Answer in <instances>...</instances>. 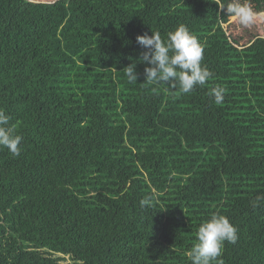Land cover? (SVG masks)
Returning <instances> with one entry per match:
<instances>
[{"label":"trees","instance_id":"1","mask_svg":"<svg viewBox=\"0 0 264 264\" xmlns=\"http://www.w3.org/2000/svg\"><path fill=\"white\" fill-rule=\"evenodd\" d=\"M228 22L216 0H0V110L22 137L0 147V264H191L212 213L238 230L223 264H264V37ZM179 25L212 73L187 94L146 82L136 39Z\"/></svg>","mask_w":264,"mask_h":264},{"label":"clouds","instance_id":"2","mask_svg":"<svg viewBox=\"0 0 264 264\" xmlns=\"http://www.w3.org/2000/svg\"><path fill=\"white\" fill-rule=\"evenodd\" d=\"M216 4L222 10L226 8L228 17L245 28L251 27L258 20H264V12L255 10L250 0H228L226 4L222 0H216ZM136 39L146 49L142 53L141 62L150 65L144 70L147 83L178 86L182 93L187 94L197 85H204L212 75L207 66L202 65L203 48L200 42L184 25L168 32L166 39H162L160 33L153 30L151 35H139ZM123 72L129 84L137 82L136 62L125 67ZM211 93L216 104L223 102V87H214ZM21 140L22 137L9 125L8 115L0 110V147L6 148L13 156H18ZM256 199H264V196ZM148 202L145 199L141 204L143 206ZM237 231L227 216L212 213L199 225L196 242L187 253L191 264H223L218 258L222 255L225 242H237Z\"/></svg>","mask_w":264,"mask_h":264},{"label":"rangeland","instance_id":"3","mask_svg":"<svg viewBox=\"0 0 264 264\" xmlns=\"http://www.w3.org/2000/svg\"><path fill=\"white\" fill-rule=\"evenodd\" d=\"M37 2L55 1V0H33ZM224 2V0H223ZM252 7L259 11L264 12V0H250ZM227 33L231 36L232 40H237L241 45L249 43L256 37H264V20H258L257 23L251 27L245 28L239 23L229 17V22L225 25Z\"/></svg>","mask_w":264,"mask_h":264}]
</instances>
